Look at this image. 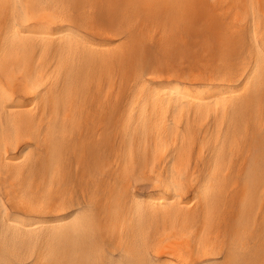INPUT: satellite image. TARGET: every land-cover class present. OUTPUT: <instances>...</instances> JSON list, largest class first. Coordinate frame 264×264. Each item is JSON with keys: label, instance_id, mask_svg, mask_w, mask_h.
<instances>
[{"label": "bare ground", "instance_id": "6f19581e", "mask_svg": "<svg viewBox=\"0 0 264 264\" xmlns=\"http://www.w3.org/2000/svg\"><path fill=\"white\" fill-rule=\"evenodd\" d=\"M0 264H264V0H0Z\"/></svg>", "mask_w": 264, "mask_h": 264}, {"label": "rangeland", "instance_id": "374dc122", "mask_svg": "<svg viewBox=\"0 0 264 264\" xmlns=\"http://www.w3.org/2000/svg\"><path fill=\"white\" fill-rule=\"evenodd\" d=\"M143 189H144V187H143Z\"/></svg>", "mask_w": 264, "mask_h": 264}]
</instances>
